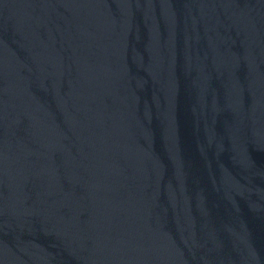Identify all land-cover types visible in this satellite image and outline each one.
Instances as JSON below:
<instances>
[{"label":"water","instance_id":"95a60500","mask_svg":"<svg viewBox=\"0 0 264 264\" xmlns=\"http://www.w3.org/2000/svg\"><path fill=\"white\" fill-rule=\"evenodd\" d=\"M0 264H264V0H0Z\"/></svg>","mask_w":264,"mask_h":264}]
</instances>
